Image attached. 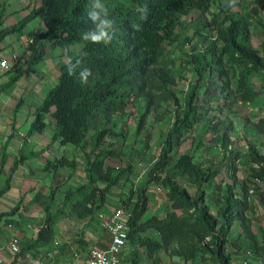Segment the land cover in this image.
<instances>
[{
    "label": "trees",
    "instance_id": "trees-1",
    "mask_svg": "<svg viewBox=\"0 0 264 264\" xmlns=\"http://www.w3.org/2000/svg\"><path fill=\"white\" fill-rule=\"evenodd\" d=\"M213 1L40 0V6L16 25L5 28L0 8V54L9 36L22 34L42 15L45 26L29 40L17 61L20 65L14 70L10 68L8 74L11 76L4 89L13 87L34 67L45 62L49 49L65 51L67 61L60 66L58 82L36 109L27 137L44 134L50 116L55 122L51 144H72L83 150L86 173V182L65 191L62 203L52 213L57 192L65 183L58 180L59 170H76L78 163L76 158L70 159L66 154L46 163L44 171L53 174L57 185L51 187L50 194L42 202L45 218L37 238L22 242L12 264H18L19 258L33 251L47 256L60 216L75 223L87 221L89 224L105 209L113 188L131 182V164L117 170L107 163L120 155L119 150L107 146L108 137L124 135V128H119L120 117L134 121L138 116L137 132L140 134L151 115L162 121L168 109L172 111L173 124L167 131L159 159L149 172L147 182L137 190L132 189L120 205L126 212L129 245L133 248L130 264H140L143 255L152 257L169 249L188 228L193 229L190 235L195 243L175 248L172 256L191 264L198 259L204 263L213 260L217 264H232L230 251L236 246L240 248V244L231 238V233L236 223L246 217L250 189L262 193L264 202V154L256 145L249 144L255 167H252L251 176L242 181L237 177L240 155L233 156L228 172L234 184L224 185V188L222 183L216 186L218 212L214 215L210 205H205L203 187L221 174L223 164L216 169L213 164L203 167L194 161L193 155L178 152L199 128L201 137L213 133L215 137L211 141L225 151L231 147L229 153L234 152L231 139L234 127L223 115L233 104L252 103L263 95L264 41L260 49L253 46L255 10H236L239 4L234 0L221 1L218 11L206 20L205 28L209 33L203 36L206 42L202 53L192 55L197 78L189 86L182 103L177 94L180 76L175 68L176 59L169 49L179 41L177 31L183 17L196 10L209 13ZM73 46H80L76 55L72 53ZM21 107L22 102H19L14 111L13 131ZM260 124H264V119ZM12 135L2 147L0 180L5 176L6 182L0 187V200L10 191L19 168L45 151L26 154V139L13 167L6 172ZM178 175L190 179L196 188L195 195L178 185L175 180ZM154 183L162 187L167 196L166 209L161 214L150 213L148 191ZM40 195L37 194L36 199ZM21 203L22 199L15 209L0 212V230L16 224L13 217ZM81 234L80 231L77 237ZM76 243L80 245L79 255L88 254L92 249L84 238L79 237ZM55 261L49 263L55 264Z\"/></svg>",
    "mask_w": 264,
    "mask_h": 264
},
{
    "label": "rangeland",
    "instance_id": "rangeland-1",
    "mask_svg": "<svg viewBox=\"0 0 264 264\" xmlns=\"http://www.w3.org/2000/svg\"><path fill=\"white\" fill-rule=\"evenodd\" d=\"M221 1L224 2L226 0H214L209 13L205 14L196 10L191 12L189 16L183 17L177 31L179 41L170 46L169 50L172 57L176 59L175 68L180 76L177 94L182 103L189 86L197 78V74L193 69L192 55L198 52L202 53L206 42L203 36L209 33V30L205 28L206 20H210L212 14L218 11ZM234 1L239 4L236 10L244 11L252 8L256 11L257 17L252 28V43L255 48L260 49L264 41V0ZM40 4V0H0V8L3 9L4 13V28L16 25L24 16L28 15ZM43 29H45V26L42 15L30 23L22 34L11 35L3 42L4 51L0 54V72L5 70L6 73L0 75V88L4 89L3 86L10 79L8 75H11L8 74V70L3 68L2 62L7 60L12 70H14L15 66L20 65V62L17 63V61L22 57L29 40L43 31ZM71 50L73 55H76L80 50V46H73ZM13 52L18 58L17 60L12 56ZM64 60L67 61V57L63 49H49L46 62L36 67L33 74L27 75L16 83L13 88L7 91V95L6 93L3 95L5 96L3 97L5 98L4 104L8 102L15 104L16 99V102H22V105L28 106L29 113L31 114L41 105L48 91L57 84L59 69L65 62ZM206 77H208V72L206 73ZM223 119L234 127L231 133V139L234 142V154L229 153L231 147H228L225 151L220 145L211 141L215 137L213 133L201 137V128L187 138L178 152L179 154L189 153L193 155L194 161L203 167H209L213 164L216 169L223 164L221 174L213 182L203 187L206 196L205 205H210V211L214 215H217L218 212L216 186L222 183L221 185L224 188V185L234 184V180L230 178L228 172L230 164L233 163V156L236 154L240 155L237 161V177L238 181H242L251 176L252 167H255L251 161L249 144L256 145L260 152L264 154V124H260L261 120L264 119V93L255 102L245 105L241 103L233 104L230 109L225 110ZM10 121V125L12 126L13 119L11 118ZM137 122L138 116H135L134 121H131L129 117H120L119 128H124V135L119 138L108 137L107 146L119 150L120 155L107 160V163L117 170L125 169L129 164L133 166L131 182L125 184L124 187L113 188L108 199V205L104 209L110 210L109 214L119 208L122 199L127 198L132 189L137 190V188L147 182L149 172L158 161L163 149L167 131L173 124L172 111L168 109L167 115L162 121H157L155 115H151L145 130L140 134L137 132ZM52 129L50 128L45 134L30 139V142L25 147L26 154H29L33 150L39 151L44 149L45 151L42 156L22 165L20 173L15 180V191L12 194H7L0 201V211L7 210L9 206L11 207L8 210L11 211L16 208L22 199L18 213L13 217L17 222L11 232L12 238H18L24 242L34 240V236L38 235L45 218L42 202L50 194L51 187L57 185V182L53 181V174L44 171V167L49 160H55L64 155L65 152L64 149L59 147V142L51 144L52 136L50 134L52 133ZM91 136L92 133L89 135V138ZM71 148L69 152H71ZM77 150L76 154L79 157L80 165L85 164L84 151ZM10 151L13 155L14 153L19 155L20 146H12ZM226 158H229V160ZM14 159L9 160L8 170L13 166ZM61 173L59 178H62V181L65 183L57 192L52 205V213H55L62 203L65 191L82 185L84 182L83 169L81 168L78 173L74 171L71 174L70 169H62ZM175 180L182 189L188 190L191 195L196 194V188L191 184L188 177L178 175ZM4 182L5 179L1 178V187L4 185ZM18 189H21L23 192L19 199L16 195ZM37 194H41L38 199H36ZM148 194L150 196V213L153 211L157 214L163 213L166 209L167 201L164 189L154 183L151 185ZM248 203L249 210L245 219L241 223H236L232 229L231 238L236 239L240 244V248L236 246V248L230 249L232 264H245L246 261H248V264H264V202L262 193L251 188ZM72 221L66 216H60L55 223L57 234L59 236L62 235L65 231L60 229L61 226L73 225ZM192 230L191 228L186 229V234L182 233V235L178 236L169 249H163L152 257L143 255L140 264H191L190 262H185L182 258L172 256L171 253L175 248L187 247L195 243V239L190 235ZM247 236L250 238H247ZM5 239L3 238L2 240ZM245 239L247 241H244ZM8 247L9 245H5V242L3 243L0 240V254L9 255ZM132 251V247H129L126 252L132 256ZM49 253L55 255V249H51ZM249 253L251 254L245 256ZM41 258L44 259L43 262H46L48 255ZM28 260L18 264H37V262H40L32 252ZM55 260V263L59 264V259L56 258ZM71 261L69 259V261L64 260L63 262L70 264ZM0 264L5 263L0 260ZM122 264L127 263L122 262ZM195 264L217 263L213 260L204 263L198 259Z\"/></svg>",
    "mask_w": 264,
    "mask_h": 264
},
{
    "label": "crops",
    "instance_id": "crops-1",
    "mask_svg": "<svg viewBox=\"0 0 264 264\" xmlns=\"http://www.w3.org/2000/svg\"><path fill=\"white\" fill-rule=\"evenodd\" d=\"M3 44H2V47L4 48ZM14 55L16 56V54L13 52L12 56H14ZM4 61H7V60H4ZM64 61L66 62V60H64ZM43 63L37 65L36 67L42 65ZM36 67H34L31 71H29L24 77H26L27 75L33 74V72L35 71ZM3 73H6V71L5 70L1 71L0 75H2ZM10 76L11 75H8V77H10ZM24 77L22 79H24ZM11 88H13V87H11ZM11 88H5V89L0 88V90H2V91H0V158H1V155H2V147L8 142V139H9L10 135L13 134L12 135L13 137L9 140V145H8V149L9 150L7 149L8 154H9V158H8L7 164L5 166L6 172L10 171V169L13 167V166H11L9 168V170L7 169L9 160L13 159V158L16 159L19 156V155L15 154V153L13 155L11 153V151H10V148L12 146L14 147V146L19 145L20 146V151H21V149L23 148V142H25L26 139H27V143H26V145H27L30 142L31 138H36L38 135H43V134L35 133L32 137H30V138L27 137V134H28V132L30 130V127H31V123H32V121L34 119V114H35L36 109L30 114L29 113V108L26 105L25 106L22 105L20 111L18 112L17 117H16V126H15L16 128L13 131L12 126L10 125V123H11L10 120H11V118L14 119V111H15V109H16V107H17L19 102H16V99H15V104L14 103L11 104V102H8V103L4 104V102H3L4 99H5V98H3V97H5L3 95L5 93L7 95V93H8L7 91H9V89H11ZM10 110H11L12 113L10 112ZM28 117H29V119H28ZM12 123H13V121H12ZM47 123H48V129L53 128L52 129V133L50 134V136L53 137V135L55 133V122L49 116V117H47ZM48 129L46 130V132L48 131ZM26 145H24V146L26 147ZM59 147L64 149V151H65L64 154H66V156L69 157L70 159L76 158L78 166H77L76 170L75 169H71V168H61L59 170L58 174L59 175L62 174L61 173L62 169L63 170L64 169H70L71 170V174L74 173V171H75V173H78V172H80V168H81V169H83V180H84L83 183H85L86 182V173L84 171L85 170V164L80 165L79 157L76 154L78 152L77 148L75 146H73L72 144H69V145H66V146H61L60 145ZM70 148H71V152H69ZM33 151H37V150H33ZM39 151H41V150H39ZM19 154H20V152H19ZM15 159H14V162H15ZM32 160H34V159H32ZM28 161H30V160H28ZM84 163H85V160H84ZM21 167L15 173V175L13 177V180H12V187H11L10 191L7 194H10V193L12 194V192L15 191V180H16V177L18 176V174L20 173ZM1 178L5 179V182H6V177L5 176H3ZM58 180H62V178H58ZM5 182H4V185H5ZM0 183H1V180H0ZM21 193H23L22 190L18 189L17 190V194H16L18 199L21 197ZM9 207H11V206H9ZM9 207H8V209H9ZM8 209L5 210V211H0V212L10 211ZM109 211L102 210L100 212L99 216L93 222H91L89 224H88L87 221L81 222V223H79V222L75 223V222L72 221L73 225L61 226L60 229H63L65 232L62 235H60V236L57 234V231L55 230V239H54V243L52 245V249H55V255L56 256L54 254H52V253H48L47 254L48 255L47 261L43 262L44 259L41 258V257H43V253L38 252V251H33L32 253H34V255L36 256V259H38V261H40V262H37V264H48L49 262H51V260L55 261L56 258L59 259V264H65L63 261L64 260L65 261H69V259L72 260L70 264H77V257L79 255L78 252L81 250L79 243H76V240L79 237L84 238L88 242L89 248H95V247L96 248H101V249L109 248L111 243H112V238H111V235L108 233V231L105 229L103 220L100 218L101 214L107 215V214H109L108 213ZM153 213H155V211H153L151 214H153ZM14 226L15 225L4 226L0 230V240H1V242H3V243L5 242V245H7V246L9 245V247H8L9 255L0 254L1 262L5 263V264H11L12 261L15 260L16 255L18 254V253H14L13 252L14 242L16 240L18 241V248H20V246H21V244L23 242V240H19L18 238H12V232L11 231H13V229L15 228ZM39 231H40V229H39ZM80 231L82 233L81 234L82 236L80 235L79 237H77V235H78V233H80ZM37 236L38 235H35L34 239H36ZM3 238H6V239L2 240ZM9 240H10V242H9ZM129 247H131V246H127L125 251L122 254V256H123L122 257V262H126L127 264H130V259H131L130 258L131 255H128V252H126ZM30 255H31V253H28V254H26V256L24 258H19L18 259V263H22L23 261H27L29 259ZM86 255L87 254H85L84 256H86Z\"/></svg>",
    "mask_w": 264,
    "mask_h": 264
},
{
    "label": "built area",
    "instance_id": "built-area-1",
    "mask_svg": "<svg viewBox=\"0 0 264 264\" xmlns=\"http://www.w3.org/2000/svg\"><path fill=\"white\" fill-rule=\"evenodd\" d=\"M17 60V56H13ZM2 66L10 70L11 66L8 61H3ZM161 190V189H160ZM104 227L111 235L112 243L109 248H92L86 256L78 255L77 264H122V254L129 245V227L127 226L126 212L122 207L108 215H100ZM13 252L18 253V241L13 245ZM248 264V261L245 262Z\"/></svg>",
    "mask_w": 264,
    "mask_h": 264
}]
</instances>
